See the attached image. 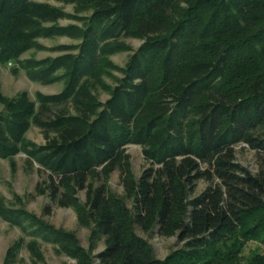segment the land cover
<instances>
[{"label": "trees", "instance_id": "16d2710c", "mask_svg": "<svg viewBox=\"0 0 264 264\" xmlns=\"http://www.w3.org/2000/svg\"><path fill=\"white\" fill-rule=\"evenodd\" d=\"M54 1L72 5L74 15L0 0V65L15 63L41 85L63 84L34 102L0 91V160L13 172L23 154L46 173L36 194L73 210L89 231L88 249L13 196L10 207L0 199V218L32 239L13 242L3 264H15L22 248L30 264L43 263L38 239L74 264H264V0ZM62 19L81 25H56ZM54 37L80 42L38 44ZM124 39L142 44L119 68L109 57L131 52ZM30 50L61 55L20 61ZM31 126L44 145L25 139ZM127 145L139 146L147 164L137 178ZM239 145L253 153L255 173L236 162ZM114 171L121 197L107 186ZM199 182L207 187L197 193ZM136 231L179 246L158 260Z\"/></svg>", "mask_w": 264, "mask_h": 264}, {"label": "rangeland", "instance_id": "374dc122", "mask_svg": "<svg viewBox=\"0 0 264 264\" xmlns=\"http://www.w3.org/2000/svg\"><path fill=\"white\" fill-rule=\"evenodd\" d=\"M36 3L48 4L54 8L62 10L66 15H74L73 6L69 4H62L54 0H33ZM87 17L86 14H79V17ZM81 22L71 19L59 20L56 25L60 27L77 26L80 27ZM80 41L67 37H54L50 39H39L38 44L45 49H51L56 46H70L77 45ZM131 52H122L109 57V60L117 67L122 68L128 61L130 55L136 51L142 44L141 41L135 39H124ZM61 55V53L50 52L48 50L35 51L30 50L24 53L20 57V61H41L46 58H55ZM112 75L116 78H120V74L112 72ZM103 82L106 85L114 86L115 83L110 78H103ZM63 90L62 83H55L51 85H41L30 81L25 72L19 68L15 63L12 65H0V91L6 98H13L19 93H26L30 101H35L36 94H42L45 96L56 95ZM94 95L97 97L100 103H104L108 99V95L96 89ZM25 139L37 146L44 145L43 135L41 130L35 126H31L28 132L25 134ZM125 155L129 158V164L132 174L135 178L139 177L142 170L147 167L146 162L143 159L142 151L139 146L127 145L125 147ZM236 162L246 168L249 172H256V163L253 153L250 152L244 145H239L235 148ZM15 171H11L10 165L5 160H0V199H3L7 205L12 202L13 196H17L22 200L23 209L29 215H34L37 218L43 220L47 224H50L55 229L65 230L66 232L74 233L79 241L81 247L85 250L88 249V236L89 231L81 228L77 224L76 215L70 208H60L49 203L45 196L36 194L35 188L46 179V173H44L36 164L31 166L27 164V158L23 154H18L14 157ZM120 174L118 171H114L108 178L107 186L109 190L121 197L124 195V190L120 180ZM207 187V184L203 182L198 183L197 193L202 192ZM79 202L84 203V192H79L77 195ZM130 206V204H128ZM11 205H9L10 207ZM47 206H51L50 212L45 213L44 209ZM17 209L18 206L12 207ZM137 234L146 240L152 247L153 253L156 259L163 260L171 251L178 248V242L176 238H160L155 235H144L139 231ZM22 238L24 243L32 239V237L23 234L19 228L3 221L0 218V264H3L4 257L7 249L11 244L18 239ZM40 251L43 256V263L38 264H74L72 260H69L63 255H56L53 251V247L38 239ZM254 243L247 244L244 250L246 256L249 251L255 248ZM102 250V245H99L98 249L94 251V254ZM15 264H30L29 255L25 248L20 251L17 262Z\"/></svg>", "mask_w": 264, "mask_h": 264}]
</instances>
